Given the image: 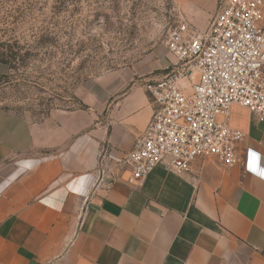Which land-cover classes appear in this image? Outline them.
Masks as SVG:
<instances>
[{
  "label": "crops",
  "instance_id": "1",
  "mask_svg": "<svg viewBox=\"0 0 264 264\" xmlns=\"http://www.w3.org/2000/svg\"><path fill=\"white\" fill-rule=\"evenodd\" d=\"M172 62L152 53L105 78L96 102L40 121L0 108V264H264V180L241 167L159 165L134 185L97 174L103 149L121 162L142 134L145 84ZM229 126L264 168V120L233 106Z\"/></svg>",
  "mask_w": 264,
  "mask_h": 264
},
{
  "label": "built area",
  "instance_id": "2",
  "mask_svg": "<svg viewBox=\"0 0 264 264\" xmlns=\"http://www.w3.org/2000/svg\"><path fill=\"white\" fill-rule=\"evenodd\" d=\"M263 46L264 0H223L205 30L178 16L165 40L174 60L162 78L145 84L155 105L151 119L121 162L106 164L102 150L100 180L122 170L134 185L159 165L183 174L199 159L264 180L260 155L240 151L244 134L229 126L233 106L264 120Z\"/></svg>",
  "mask_w": 264,
  "mask_h": 264
},
{
  "label": "rangeland",
  "instance_id": "3",
  "mask_svg": "<svg viewBox=\"0 0 264 264\" xmlns=\"http://www.w3.org/2000/svg\"><path fill=\"white\" fill-rule=\"evenodd\" d=\"M55 2L0 0V41L23 44L41 26L56 38L52 45L25 47L24 63L16 61L0 83V108L32 121L86 108L97 101L105 78L137 67L152 53L167 54L166 36L178 16L206 29L218 10L213 0H77L55 25H46Z\"/></svg>",
  "mask_w": 264,
  "mask_h": 264
},
{
  "label": "trees",
  "instance_id": "4",
  "mask_svg": "<svg viewBox=\"0 0 264 264\" xmlns=\"http://www.w3.org/2000/svg\"><path fill=\"white\" fill-rule=\"evenodd\" d=\"M76 1L77 0H56L51 10L52 15L49 16V18H43L41 23L44 24V20L47 18L48 22H45L46 25H55V23H57L56 18L58 17V14L62 13L67 8V5ZM37 11L43 12L44 10L43 8H38ZM51 35L52 34L49 32V29L46 26H41L33 32V34L30 36V40L25 41L23 44H20L19 40L16 38L8 41H0V63L6 65L9 71H13L16 67V61H21V63H24L26 56H21L20 52L25 47H29L31 50H33L36 48L45 47L46 45H52V43L56 42V38L52 37ZM24 55L29 54L25 53ZM7 77V75L2 76L0 78V83L7 79Z\"/></svg>",
  "mask_w": 264,
  "mask_h": 264
}]
</instances>
